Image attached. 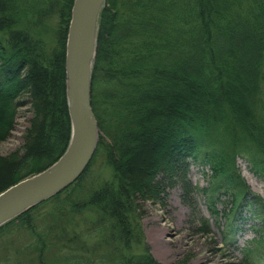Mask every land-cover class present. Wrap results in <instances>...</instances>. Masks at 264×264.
Listing matches in <instances>:
<instances>
[{"label": "trees", "instance_id": "1", "mask_svg": "<svg viewBox=\"0 0 264 264\" xmlns=\"http://www.w3.org/2000/svg\"><path fill=\"white\" fill-rule=\"evenodd\" d=\"M56 3L51 44L39 33ZM73 3L41 0L42 9L36 0H0V140L15 127L20 107L29 105L33 113L23 154L6 162L17 176L3 189L50 167L68 147L66 41ZM28 17L37 31L24 27ZM91 87L101 132L91 164L66 190L0 228V241L14 230L26 239L15 249L8 240L0 264H159L148 251L132 249L145 240L139 202L162 203L174 180L201 193L216 214V204L226 199V245L235 247L250 230L259 246L246 247L244 258L264 264V200L235 165L245 153L264 175V0H106ZM145 140L166 151L167 163L148 183L156 182L154 193L128 183L123 169L125 155ZM98 160L113 170V183L85 191V177ZM192 165L202 167L207 187L190 185ZM46 205L49 223L42 228L33 218ZM88 207L96 210L98 225L85 234L105 232L106 241L95 248L107 253L94 262L88 249H67L75 253L49 262V249L76 245L77 231H68L66 221Z\"/></svg>", "mask_w": 264, "mask_h": 264}, {"label": "rangeland", "instance_id": "2", "mask_svg": "<svg viewBox=\"0 0 264 264\" xmlns=\"http://www.w3.org/2000/svg\"><path fill=\"white\" fill-rule=\"evenodd\" d=\"M36 2H38V5H41V0H36ZM38 8L41 10L43 6L41 8L38 6ZM58 10H60V6L57 4L52 10L48 11V16H51L47 20H44L43 25H45V28L39 33L51 44H54L57 38L58 16L56 12H58ZM29 17L25 18V21H28V23L27 26L24 27L37 31L36 29L38 27L29 23ZM30 21L33 22V20ZM32 120L33 113L29 105L20 107L17 110L15 127L4 140H0V164L12 162L14 160L13 154H23V147L29 141L28 129L31 127ZM96 121L98 125L97 118ZM100 134L101 132L98 125V135L100 136ZM70 142L71 140L69 144ZM163 149L155 145V140H145L142 149L134 150L131 154L127 153L125 155L127 159L124 161L125 166L123 169H125L124 174L128 179V183L130 179L131 183L143 192H156V182L148 183L150 182L149 180L153 171L157 168L156 166L166 161V151ZM52 165L49 168H51ZM235 165L252 190L264 199V176L259 175L258 172L253 169L249 158L247 156H239L236 158ZM29 166L30 164L27 163L26 168ZM205 171L210 173L208 168L205 169ZM41 172L10 184L7 188L0 191V195L11 187L17 186L23 181L39 175ZM17 173L11 174L9 182H11L13 177L17 176ZM114 176L113 170L104 164L102 160H98L90 168V171L85 177L84 189L88 192L98 191L106 183H113ZM187 180L190 181L192 187H199L200 189L207 187L209 184V178L205 175V172H203L202 167L197 165L191 166ZM181 187L182 186L178 184L175 185L170 183L165 188V194L161 195V197L164 198L162 203L158 200L139 202L141 206L140 221L145 240L142 245H134L132 248L134 249V254L140 255L148 251L159 264H247L244 258V250L250 245L258 247V244L252 243L253 239L258 237L254 232L249 230L239 239L235 247L226 245L222 234V228L226 223L225 214L229 212L231 204L226 203L227 201L224 199L225 201L223 200V204H217L215 212L219 211V214H216L206 206L205 198L201 193L194 194L191 188L189 192L186 193ZM66 189L67 187L64 190ZM49 210L50 208L46 205L45 208L41 210L40 214V210L37 212L33 220L38 226L42 228L48 226L49 220L47 215ZM86 210L87 212L82 214V216L81 214L72 216L66 221L68 231L76 229L79 236L77 243L79 244L72 248H61L60 250L63 252L56 251L50 253L48 256L49 262H52L53 259L57 257H62V254L75 253L66 252L68 251L67 249H88L94 251L91 254L94 256H96V252L99 251L100 254L98 255H103L105 253V247L95 248L96 244L99 243L102 245V243L106 241V239L103 238V236L106 237L105 232L102 234V231L99 229V233L91 234L92 236H90V238L87 237L89 235H84L85 230L88 231L91 227H97L98 225L96 210L90 209L89 207L86 208ZM46 222L47 224H45ZM249 227L250 226H248V229ZM21 235L22 234L17 230L4 234V241H0V250L8 240L14 241L13 249H15L19 243L25 244L26 239ZM56 236L58 240L62 238L60 233L53 235V237ZM64 249L66 250L64 251Z\"/></svg>", "mask_w": 264, "mask_h": 264}, {"label": "water", "instance_id": "3", "mask_svg": "<svg viewBox=\"0 0 264 264\" xmlns=\"http://www.w3.org/2000/svg\"><path fill=\"white\" fill-rule=\"evenodd\" d=\"M106 0H75L66 44L67 99L72 122L70 147L33 179L0 195V227L71 185L88 167L98 143L91 103L92 69L99 19Z\"/></svg>", "mask_w": 264, "mask_h": 264}, {"label": "bare ground", "instance_id": "4", "mask_svg": "<svg viewBox=\"0 0 264 264\" xmlns=\"http://www.w3.org/2000/svg\"><path fill=\"white\" fill-rule=\"evenodd\" d=\"M91 103H92V99H91ZM72 120H71V117H70V122H71ZM71 125H72V122H71ZM71 132H72V126H71ZM71 138H72V136L70 137V140H71ZM98 143H99V138H98ZM69 147H70V144H69V146L67 147V150L69 149ZM143 148V147H142ZM141 148V149H142ZM67 150L64 152V154L67 152ZM63 154V155H64ZM60 160V159H59ZM58 160V161H59ZM57 161V162H58ZM56 162V163H57ZM54 166V165H53ZM156 167H158V166H156ZM50 170V168L48 167V168H46L45 170H43V172H47V171H49ZM12 172H13V166L11 165V164H6V163H2V164H0V190L1 189H3L8 183H9V179H10V177H11V174H12ZM43 172H41V173H43ZM40 173V174H41ZM37 176V175H36ZM35 177V176H34ZM30 179H33V178H30ZM26 181V180H25ZM24 182V181H23ZM173 184H178V185H180V186H182L181 188L183 189V190H185L186 191V193H188V191H189V185L188 184H182V183H179V180H174V182H173ZM12 188V187H11ZM76 245L77 244H79V243H75ZM74 247V246H73ZM104 249H106V248H104ZM76 250H78V249H76ZM56 251H58V248H51L50 249V251L48 252V255L50 254V253H54V252H56ZM72 251H75V250H72ZM98 251V250H97ZM89 252H91V253H93L94 251H89ZM107 252L105 251V253L104 254H106ZM96 256H94L93 255V261L94 262H98L99 261V258L100 257H102L103 255H98V254H100V251L99 252H96Z\"/></svg>", "mask_w": 264, "mask_h": 264}]
</instances>
